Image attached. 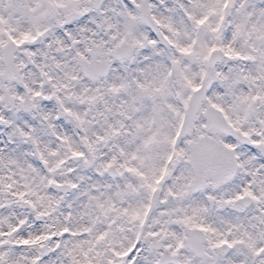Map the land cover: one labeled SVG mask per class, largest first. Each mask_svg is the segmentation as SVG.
Here are the masks:
<instances>
[{"label":"snow or ice","instance_id":"snow-or-ice-1","mask_svg":"<svg viewBox=\"0 0 264 264\" xmlns=\"http://www.w3.org/2000/svg\"><path fill=\"white\" fill-rule=\"evenodd\" d=\"M0 264H264V0H0Z\"/></svg>","mask_w":264,"mask_h":264}]
</instances>
